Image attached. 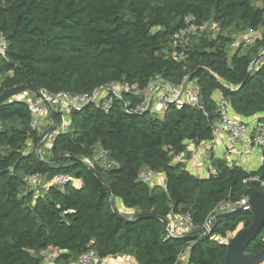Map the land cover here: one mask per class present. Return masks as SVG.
<instances>
[{"label":"trees","instance_id":"obj_1","mask_svg":"<svg viewBox=\"0 0 264 264\" xmlns=\"http://www.w3.org/2000/svg\"><path fill=\"white\" fill-rule=\"evenodd\" d=\"M188 16L214 22L216 37L207 30L188 46L174 47ZM262 29L264 4L253 0H0V33L8 45L7 56L0 55V95L22 85L55 95L92 93L115 82L144 90L157 77L173 85L188 78L202 104H172L163 118L127 113V106L141 102L132 94L115 98L108 111L88 105L71 113L70 132L54 138L44 160L37 153L42 134L31 127L28 104L16 97L0 105V264H43L39 253L51 246L62 252L58 264L91 250L102 259L125 255L137 264H177L188 247L189 264H225L230 236L252 226L251 212L238 207L214 221L210 234L198 231L219 204L264 193L250 181L264 179V164L248 172L218 161L215 174L199 178L174 160L186 141L213 139L216 94L238 117L262 115L264 122V62L251 66L264 35L252 46L232 49L236 35ZM97 146L108 151L116 168L91 162ZM145 170L164 174L165 186L141 182ZM34 174L50 180L68 175L82 186H52L37 196L24 182ZM108 187L116 202L134 211L130 222L114 212ZM180 212H191L197 231L169 237L161 220L137 218L168 219ZM263 250L264 226L248 253Z\"/></svg>","mask_w":264,"mask_h":264},{"label":"built area","instance_id":"obj_2","mask_svg":"<svg viewBox=\"0 0 264 264\" xmlns=\"http://www.w3.org/2000/svg\"><path fill=\"white\" fill-rule=\"evenodd\" d=\"M207 30H209L207 23L198 22L197 18L194 16L186 17L184 27L174 35V47L188 46L193 36L204 33ZM262 38L263 35H261L260 32H242L234 37L232 49L234 50L240 45L252 46ZM7 50L8 45L6 37L3 33H0V55L5 58L7 56ZM263 62L264 47L251 66L256 67ZM125 93L138 96L141 99V102L134 107H126V112L129 114L152 113L163 118L172 104H175L178 108L187 104L194 108L202 109L200 91L197 85L188 78H185L179 85H173L164 78L157 77L144 90L139 89L136 85H130L127 82H115L99 87L92 93H60L55 95L43 91L44 99L36 96H25L23 100L28 104L32 115V129L39 131L42 136L44 135L46 124L49 123L47 126L48 128L52 125L51 114L46 106V102H49L58 116H60V122L57 121L54 133L48 135L44 139V144H46V141L50 140V149L55 137L59 134L70 132L71 113L74 110L80 111L88 105L97 104L102 105L103 109L108 111L115 98H122ZM217 111L219 117L213 128V139L211 141L219 142L223 140L226 147H228L227 149H231L238 154H241L238 149L239 144H241L243 149L259 148L264 150V122L259 119L253 125H250L242 118L238 117L231 105L223 100L218 101ZM205 144L206 142L199 143L197 147L194 148L193 155L190 159L192 164H196L203 160L206 153ZM91 162L99 165L104 170H111L118 166V163L110 158L108 151L100 146H97ZM212 174H215V170ZM42 178L43 176L40 174L26 176L24 182L27 190H35ZM139 180L151 186L157 184L162 186L165 185L162 174L154 170H145L141 172ZM250 181L257 182L264 188V179L253 177ZM72 182H74L72 177L59 174L53 178L52 184L63 191ZM248 202L249 197H246L236 204L230 201L219 204L203 226L205 232L208 234L211 233L214 217L233 211L238 207H244L248 205ZM169 221V237H178L184 234V232L192 233L198 230V226H196L192 220L191 212L172 214ZM190 250L191 248L188 247L179 255L177 264L189 254ZM61 254L62 252L59 249L51 246L42 249L39 253V257L43 264H58V259ZM99 260V255L91 250L78 256L76 260L68 261L65 264H96Z\"/></svg>","mask_w":264,"mask_h":264},{"label":"crops","instance_id":"obj_3","mask_svg":"<svg viewBox=\"0 0 264 264\" xmlns=\"http://www.w3.org/2000/svg\"><path fill=\"white\" fill-rule=\"evenodd\" d=\"M18 97H20L22 100L24 99V95H20ZM215 99L217 100V102L223 100L220 94H216ZM260 118H262V115L242 119L250 125H253ZM185 145L187 146V151L177 156L174 162L176 164H183L188 171H190L193 175L199 178H208L209 176H211L213 171L215 170V163L218 161H224L229 166H238L247 170L248 172L257 171L264 164V152L262 149H243L241 144H239L238 149L241 154H238L236 152H233L231 149H227L228 147H226L223 140L219 142H213L211 140L206 141V153L203 160L196 164H192L190 159L193 155L194 148L197 147L198 144L186 141ZM162 179L164 180L165 184L166 179L164 174H162ZM52 181L53 179L49 180L48 178L43 177L38 183V187L41 188L39 191L40 194L36 193V189L34 190L36 195H44L48 191V189L53 186ZM73 185L79 188L82 186V182L79 180H75ZM45 190L46 192L44 193ZM116 204L118 205V209L122 213V215H128V219H131L134 211L125 209L121 202L119 203L117 201ZM170 218H168V220ZM188 234L190 233L184 232V234L179 235L178 237H183ZM96 264H137V262L136 259L133 257L125 255H116L104 259L100 258L99 262H97ZM178 264H189V254H187L184 259Z\"/></svg>","mask_w":264,"mask_h":264},{"label":"water","instance_id":"obj_4","mask_svg":"<svg viewBox=\"0 0 264 264\" xmlns=\"http://www.w3.org/2000/svg\"><path fill=\"white\" fill-rule=\"evenodd\" d=\"M28 92L32 93L36 97L44 99V94L41 89L33 85H22V86L14 87L11 90L7 91L6 93L0 95V105L20 95H24ZM46 106L48 107V110L51 114L52 125L42 136V140L37 150L38 156L41 160H44V157L40 153L44 145V139L48 135L54 133L56 126H57V117H58L57 112L53 109L52 105L49 102H46ZM61 159L62 158H60L58 161H60ZM58 161L51 160L50 162L56 163ZM87 167H88V170H90L103 183H105L102 176L99 174V172L95 168L91 167L90 165H87ZM108 192L110 195V203H111V206L114 212L119 216V218L130 222L132 219L125 218L122 215V213L119 211L116 201L109 187H108ZM243 210H249L254 217V221L251 227L247 228L245 231L238 234L232 240V242L229 245V250H228V254L225 259V262H226L225 264H264V250L256 254L248 253L249 245L256 239L261 228L264 226V193L260 191H254L249 197L248 205L239 208L237 211H243ZM234 212L236 211H230V212H227L221 215H217L216 217L213 218V222L227 215H231ZM137 218H139V220L144 219V218L159 219L164 224L165 232L169 234V220L168 219L158 216V215H154V214H139ZM203 232H205L204 228L198 231V233H203Z\"/></svg>","mask_w":264,"mask_h":264},{"label":"rangeland","instance_id":"obj_5","mask_svg":"<svg viewBox=\"0 0 264 264\" xmlns=\"http://www.w3.org/2000/svg\"><path fill=\"white\" fill-rule=\"evenodd\" d=\"M255 3H256V5H258V6H262L263 4H264V2H263V0H253ZM207 24H208V28H209V30H208V34L211 36V37H216V35L218 34V28L216 27V24L214 23V22H212V21H208L207 22ZM260 34L261 35H264V29H262L261 31H260ZM25 96H28V97H34V95L32 94V93H30V92H28V93H26L25 95H24V97ZM48 124L49 123H47L46 124V129H45V132L49 129L47 126H48ZM48 128V129H47ZM44 132V133H45ZM49 144H50V140H48V141H46V144H45V147H44V149H43V151L41 150V155H45L46 153H47V151H48V149H49ZM187 151V146H186V149H185V151L183 152V153H185ZM38 152V151H37ZM171 153L173 154V151H171ZM182 153V154H183ZM50 180V179H49ZM38 187V186H37ZM36 187V193H39L40 194V187H38L37 188ZM46 192V190L44 191V193ZM119 202V201H118ZM120 203V202H119ZM117 207H118V205H117ZM128 216V215H127ZM231 238H234V235H231L230 236V239ZM229 239V240H230Z\"/></svg>","mask_w":264,"mask_h":264}]
</instances>
